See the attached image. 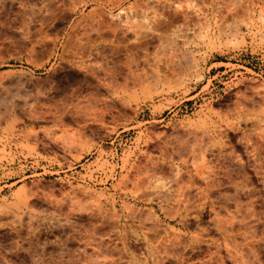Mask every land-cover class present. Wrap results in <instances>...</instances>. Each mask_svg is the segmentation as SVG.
Masks as SVG:
<instances>
[{"label": "rangeland", "instance_id": "1", "mask_svg": "<svg viewBox=\"0 0 264 264\" xmlns=\"http://www.w3.org/2000/svg\"><path fill=\"white\" fill-rule=\"evenodd\" d=\"M19 1L0 264H264V0Z\"/></svg>", "mask_w": 264, "mask_h": 264}, {"label": "bare ground", "instance_id": "2", "mask_svg": "<svg viewBox=\"0 0 264 264\" xmlns=\"http://www.w3.org/2000/svg\"><path fill=\"white\" fill-rule=\"evenodd\" d=\"M19 1V0H18ZM19 2H21V0L19 1ZM3 5V4H2ZM1 5V6H2ZM43 8H45L44 6H42ZM47 31H48V28L47 27H45L44 26V24H43V26L41 25L40 26V28H39V30H38V39L35 41V43L31 46V48H32V50L35 48V47H37V46H40V45H44L45 43H47L48 42V38H47ZM50 40V39H49ZM78 48L79 49H81L82 48V46L79 44L78 45ZM90 54V53H89ZM92 54V53H91ZM85 56V55H84ZM91 56V55H90ZM92 57H94V56H92ZM79 58V61L80 62H83L84 60H83V57L82 56H79L78 57ZM90 71V70H89ZM95 71H97L96 69H95ZM87 72V71H86ZM93 72V71H92ZM104 72H106V70L104 71ZM95 74V73H94ZM94 74H92V73H90V74H88L87 76H86V79H91V80H96V76H94ZM106 74V73H105ZM96 75V74H95ZM98 76V75H97ZM104 77V76H103ZM100 77H98L97 78V80L99 79ZM75 80V79H74ZM84 80V79H83ZM101 80V78L98 80V81H100ZM102 80H105L104 78L102 79ZM101 80V81H102ZM103 82H105V81H103ZM88 83V82H87ZM101 83V82H100ZM57 85H60V84H57ZM53 86H55V90L54 91H56V88H57V91L60 89V91L61 92H64V90H61L62 88H60V86H59V89H58V87L54 84ZM52 87V86H51ZM65 87H66V85H65ZM67 87H68V85H67ZM54 89V88H53ZM52 89V90H53ZM73 89V88H72ZM76 89V88H75ZM68 90H69V88H68ZM74 90V89H73ZM59 91V92H60ZM71 92V91H70ZM75 92L76 91H72V96L73 95H75ZM58 93V92H57ZM77 93V92H76ZM66 94V93H65ZM57 95V94H56ZM59 95V94H58ZM79 95V94H78ZM77 95V96H78ZM54 96V95H53ZM69 95H67V97H68ZM71 96V98H73ZM65 98V97H64ZM64 98H62V100H65ZM69 98V97H68ZM68 100V99H67ZM57 100H55V102H56ZM73 101V100H72ZM58 102V101H57ZM62 102V101H61ZM59 103H60V101H59ZM63 103V102H62ZM71 103V102H70ZM63 104H65V103H63ZM58 106V105H57ZM63 106V105H62ZM68 106V105H67ZM70 106V105H69ZM59 107V106H58ZM61 108V107H60ZM64 108V107H63ZM67 108V107H66ZM52 109V108H51ZM52 111H54V110H52ZM55 112V111H54ZM54 112H52V113H54ZM51 113V112H50ZM64 113H67V112H64ZM65 116V115H64ZM55 119V118H54ZM63 119V118H62ZM190 182H192V181H190ZM211 182H213V181H211ZM211 182L209 183V181L206 183V188L205 189H207L208 191L211 189V187H213V183L211 184ZM192 185H193V182L191 183ZM187 187L188 186H186V187H184L185 189H187ZM189 187H190V185H189ZM183 188V190L185 191V193H186V190ZM205 189H203V190H205ZM183 191V192H184ZM198 192H200V191H198ZM204 192V191H203ZM210 192V191H209ZM184 194V193H183ZM199 194V193H198Z\"/></svg>", "mask_w": 264, "mask_h": 264}]
</instances>
